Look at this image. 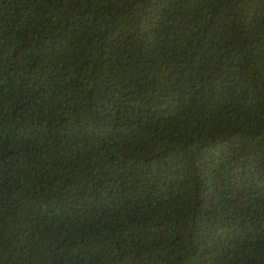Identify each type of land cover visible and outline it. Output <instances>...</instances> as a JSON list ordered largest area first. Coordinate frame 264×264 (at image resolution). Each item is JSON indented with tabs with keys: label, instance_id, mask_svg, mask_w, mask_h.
Listing matches in <instances>:
<instances>
[{
	"label": "trees",
	"instance_id": "1",
	"mask_svg": "<svg viewBox=\"0 0 264 264\" xmlns=\"http://www.w3.org/2000/svg\"><path fill=\"white\" fill-rule=\"evenodd\" d=\"M0 264H264V0H0Z\"/></svg>",
	"mask_w": 264,
	"mask_h": 264
}]
</instances>
